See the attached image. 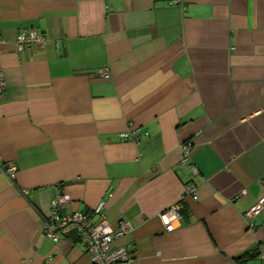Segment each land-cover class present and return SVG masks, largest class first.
<instances>
[{"label":"crops","instance_id":"1","mask_svg":"<svg viewBox=\"0 0 264 264\" xmlns=\"http://www.w3.org/2000/svg\"><path fill=\"white\" fill-rule=\"evenodd\" d=\"M0 68V264L89 263L42 232L59 192L129 222L130 264H264V0H0Z\"/></svg>","mask_w":264,"mask_h":264},{"label":"built area","instance_id":"2","mask_svg":"<svg viewBox=\"0 0 264 264\" xmlns=\"http://www.w3.org/2000/svg\"><path fill=\"white\" fill-rule=\"evenodd\" d=\"M176 1H169L173 4ZM43 39L42 35L36 30L27 29L20 32L16 36L15 47L18 51H22L24 47L30 43H35ZM98 75L102 79H109V73L105 69L98 71ZM5 82L0 68V94L3 92ZM122 139H132L137 141L138 136L133 132H123L120 134ZM191 148L190 143L186 142L182 145L184 157L187 156ZM194 173L196 169L191 168ZM15 168L13 166L7 168L6 172L10 177L13 176ZM22 192H25L22 190ZM191 197L197 199L196 186L192 182L184 185L182 198ZM69 197L65 193L59 192L50 203L49 213L43 218V234L46 238L56 242L62 235L69 230H75L78 241L89 258L88 264H130V246L121 244L112 246L115 239L122 237L131 231V225L128 221L120 219L115 225H111L105 218V202L99 201L98 204L89 211L80 212L72 211L63 213L62 209L68 202ZM250 208L248 214L257 213L261 210V202ZM181 203L177 202L158 214L165 231H173L181 221Z\"/></svg>","mask_w":264,"mask_h":264},{"label":"trees","instance_id":"3","mask_svg":"<svg viewBox=\"0 0 264 264\" xmlns=\"http://www.w3.org/2000/svg\"><path fill=\"white\" fill-rule=\"evenodd\" d=\"M182 210H183V205L181 204L180 213H181ZM251 255H253L251 252H250V253H245V254L241 255L240 257H238V258L236 259V264H243V263L245 262V259H246L247 257H251ZM245 257H246V258H245Z\"/></svg>","mask_w":264,"mask_h":264}]
</instances>
